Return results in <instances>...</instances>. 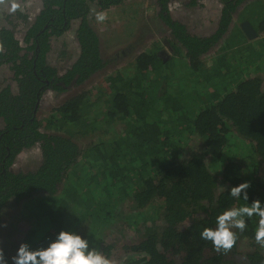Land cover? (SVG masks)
<instances>
[{
	"label": "trees",
	"instance_id": "obj_1",
	"mask_svg": "<svg viewBox=\"0 0 264 264\" xmlns=\"http://www.w3.org/2000/svg\"><path fill=\"white\" fill-rule=\"evenodd\" d=\"M247 1L220 0L214 30L199 36L171 15L170 0H157L172 55L161 46L138 53L132 67L105 78L94 99L87 92L73 95L44 122L37 118L44 94L81 85L106 66L90 23L92 5L105 10L125 0H43L30 23L25 10L8 13L0 26V66L12 72L0 87V224L5 207L26 202L39 216L22 239L33 249L67 230L110 258L120 245L112 231L121 224L136 236L124 245L128 255L120 264H264V247L255 241L257 216L245 218L244 232L232 229L238 239L227 253L200 237L226 209L256 199L264 204V73L256 71L264 70V39L262 49L255 48L241 23L264 35V7L248 1L254 12L259 7L257 17L234 24ZM75 21L80 53L58 70L47 61L53 37ZM235 33L238 42L229 44ZM218 45L207 66L201 57ZM238 46L246 53H229ZM101 128L107 137L82 151L75 136ZM190 136L199 146L184 157ZM34 147L38 166L13 167ZM245 181L251 182L249 201L231 197V187Z\"/></svg>",
	"mask_w": 264,
	"mask_h": 264
},
{
	"label": "rangeland",
	"instance_id": "obj_2",
	"mask_svg": "<svg viewBox=\"0 0 264 264\" xmlns=\"http://www.w3.org/2000/svg\"><path fill=\"white\" fill-rule=\"evenodd\" d=\"M191 1L192 0H171L169 2L171 15L175 19L184 23L187 29L194 35L205 36L210 34L214 30L218 21L220 13L219 0H197L190 3ZM251 1L252 0H249V2ZM260 1L261 3L258 5L261 4L264 7V0ZM156 2L157 0H125V2L118 7L106 9L103 13L107 14V19L103 22H98L96 19V13H99V11H93L91 22L93 28L97 31L98 36L100 37L101 50L104 55V60L107 61L106 66L93 74L81 85L70 87L64 92H47L40 101L37 118L44 122L45 118L52 113L55 107L59 106L73 95L87 92V95L91 97V99H94V95H97L96 89L99 86H104L105 78L119 69H124L126 67L130 68V66L132 67V61L138 53L149 52L154 49L155 46H161L164 55L170 57L173 51L168 47V30L162 19L158 16ZM249 2H245L242 7H239L237 12H235L234 24H238L240 19L242 20L251 17L253 13V17H257L258 11L260 10L259 7H256L254 12L253 9V11L251 10L253 6L249 8ZM12 3H16L18 5L17 8L21 10L26 9L30 11L32 9L33 11L37 8L36 0L6 1L4 4H0V26L4 25L7 14L12 12ZM244 22H246V20L241 23L243 24ZM21 25L22 21L17 27L19 33L23 32V29L20 27ZM255 25H257L256 22ZM252 27L257 33L256 26L252 25ZM62 36L63 37L55 44V53L52 58L53 62L56 63V66H60L61 69L66 68L70 63L72 64L79 54L77 42L75 36H73V30H70ZM229 38V44L237 43L239 40L236 33L232 37L229 36ZM250 39L253 40L252 44L255 48L262 49V46L259 45L262 44L264 35H256ZM220 45H227V41L226 44L223 43ZM220 45L211 49L201 57L207 66H209L219 54L218 48ZM228 50L230 54L234 51V53L238 55V53L241 52L240 50H242V47L228 48ZM241 53L246 52L245 50H242ZM250 58L251 54L247 56V59ZM256 61H258V59ZM254 71L255 70H253V72ZM256 71H258V73H264V70ZM11 74L12 72L8 66H0V87L6 82H11ZM192 82L193 81H191V83ZM2 125L3 123L0 119V126ZM102 128L99 131L91 132L90 135L75 136L82 151L88 148L92 143L97 142L99 139L107 137V135H104L102 132ZM116 129L118 130L119 128ZM189 138L187 146L183 148L184 152L182 153V156L184 157H189L199 146L198 138L194 136H190ZM40 157L39 148L34 147L29 149V151L21 153L18 158H16L13 167L23 170H32L40 164ZM260 172L264 177V166L261 168ZM27 208L26 202H11L4 208L0 224V246H2L4 251L7 252L5 256L8 259V264H12L11 257L16 254L20 244L24 243L22 239L28 233V229L32 226L33 221L39 218L38 215H33V213ZM5 224L7 227H4ZM132 230L133 229L131 228L127 229L122 227L121 224L114 225V231L112 232L117 236L115 241H119L120 245L116 246L110 254L109 259L112 261V264H118L120 260L127 257L128 251L124 249V245L130 244L132 239L135 238L136 235ZM250 243L251 242L249 241H245L243 245L246 249H250ZM237 261L239 263V260Z\"/></svg>",
	"mask_w": 264,
	"mask_h": 264
},
{
	"label": "clouds",
	"instance_id": "obj_3",
	"mask_svg": "<svg viewBox=\"0 0 264 264\" xmlns=\"http://www.w3.org/2000/svg\"><path fill=\"white\" fill-rule=\"evenodd\" d=\"M5 0H0L4 4ZM18 5L12 3L11 11H15ZM98 22L107 19V14L96 13ZM250 181H245L238 186L231 187L229 195L234 198H242L249 201L248 189ZM243 194V195H241ZM259 217L258 227L255 230V241L264 247V204L259 199L241 207L226 209L216 218V227L205 228L201 233V239L211 241L217 252H229L238 239L237 233L232 229L244 232L247 228L245 218ZM4 227H7L5 224ZM12 264H112V261L95 247L90 248V241L82 235L62 230L54 241L47 247L33 249L28 243H21L16 254L11 257ZM0 264H8V259L2 246H0Z\"/></svg>",
	"mask_w": 264,
	"mask_h": 264
},
{
	"label": "flooded vegetation",
	"instance_id": "obj_4",
	"mask_svg": "<svg viewBox=\"0 0 264 264\" xmlns=\"http://www.w3.org/2000/svg\"><path fill=\"white\" fill-rule=\"evenodd\" d=\"M9 1H12V0H9ZM15 1V0H14ZM37 1V8L36 9H34L33 11H32V9L30 10V11H28V10H26V9H24L25 10V12L27 13V14H29V23L30 22H32L33 21V19H34V17L36 16V15H38V14H40V12L42 11V9H43V0H36ZM171 1V0H170ZM249 1V0H248ZM6 2V1H5ZM219 2H220V0H219ZM114 6H112V7H110V8H113ZM220 7H221V4H220ZM17 9H19V8H17ZM92 10H91V15H90V23H91V25H92V27H93V24H92V22H91V20H92V12L93 11H99V12H104L105 10H102V9H99L98 8V6H96V5H92V8H91ZM109 9V8H108ZM246 22H248V21H246ZM78 25V21H75L74 23H73V25H72V29H70V30H73V36H75V39H76V42H77V47H78V50H79V53H80V46H79V42H78V39H77V36L75 35L76 34V32H75V29H76V26ZM69 30V31H70ZM69 31H67V32H69ZM96 31V30H95ZM67 32H65L64 34H66ZM64 34H61L59 37H57V38H55V37H53V44L54 45H52V49H51V51L49 52V54H48V56H47V61H48V63L51 65V66H53V67H57L58 68V70H60L61 69V67L60 66H56V63H54L53 62V60H52V58L54 57V48H55V44L57 43V41L60 39V38H62L63 36L62 35H64ZM79 55V54H78ZM70 65H71V63L70 64H68L67 65V67L66 68H69L70 67ZM65 68H63V70H64ZM5 84V83H4ZM49 91H54V90H49ZM48 91V92H49ZM45 95V94H44ZM43 98V97H42ZM42 100V99H41ZM40 100V101H41ZM40 105V104H39ZM58 107V106H57ZM57 107H55V108H57ZM39 108V107H38ZM54 108V109H55ZM53 109V110H54ZM1 119V118H0ZM2 120V119H1ZM2 123H3V125L2 126H0V128H3L4 127V122L2 121ZM39 165V164H38Z\"/></svg>",
	"mask_w": 264,
	"mask_h": 264
},
{
	"label": "water",
	"instance_id": "obj_5",
	"mask_svg": "<svg viewBox=\"0 0 264 264\" xmlns=\"http://www.w3.org/2000/svg\"><path fill=\"white\" fill-rule=\"evenodd\" d=\"M243 30H244V34L247 35L249 38H253L256 36V32L254 30V28L252 27L250 22H244L242 24Z\"/></svg>",
	"mask_w": 264,
	"mask_h": 264
}]
</instances>
